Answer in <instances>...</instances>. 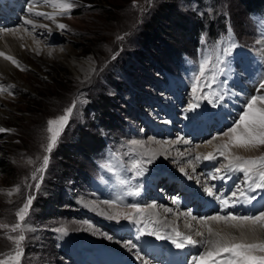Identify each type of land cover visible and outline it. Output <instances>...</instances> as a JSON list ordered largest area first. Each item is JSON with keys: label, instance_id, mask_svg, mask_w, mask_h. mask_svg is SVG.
Here are the masks:
<instances>
[{"label": "rangeland", "instance_id": "obj_1", "mask_svg": "<svg viewBox=\"0 0 264 264\" xmlns=\"http://www.w3.org/2000/svg\"><path fill=\"white\" fill-rule=\"evenodd\" d=\"M6 1L10 7L6 9L7 14L0 13V38L4 40L6 35H11L5 30L15 29L16 37L23 40L25 53H14L19 68L15 66L11 72L0 69V85H14L9 89L12 95L0 92V111L4 115L0 123L10 129L0 133V224L9 225L0 229V259L15 254L14 241L8 237L18 236L19 231L11 232L10 226L19 222L15 213L32 196L26 220L30 231L24 233L26 239L21 245L22 264H118V254H121L120 260L126 261L130 256L133 262H141L136 258L139 251L128 248L130 253L125 255L116 249V244L130 240L139 250L140 237L157 239L155 234H148L154 233L148 223L155 227L161 223L157 217L138 218L139 213L129 205L136 204L141 210H150L155 205L166 211L168 205L163 207L162 202L171 203L177 188L172 184L164 192L161 191L163 183L153 182L152 189L158 192L155 196L159 199L144 196L142 189L146 190V186L143 185L152 178L150 164L143 165L146 171L139 177L132 171L125 172L124 168L133 159H151L157 147L170 142L187 140L194 148L205 144L211 147L212 143L218 148L224 144L222 133L234 126V119L229 117L227 123L223 122L216 115L215 106L203 98L206 93L210 98L211 91H218L215 86L211 90L204 87L211 75L207 69L216 62L217 56L228 62L226 74L229 75L218 79L230 77L231 86L227 87L224 101L217 104L225 103L222 107L226 116L237 113L239 107L238 119L254 93L264 95V89L258 88V83L264 81V0H76V7L63 16H56L55 23L34 14L55 11L47 7L45 0H35L32 4L29 0H13L14 4ZM159 11L167 12L161 23L163 27H155V32L151 29V38L145 39V32L150 34L147 29L159 18ZM26 19L36 23V27L25 24ZM59 23L67 28L59 29ZM121 36L124 39H117ZM24 38L32 40V46L28 47ZM232 43L237 47L227 57L223 56V49ZM206 57L211 63L205 65V75L197 80ZM254 85L256 91H261L260 95L253 93ZM178 86L185 93L182 100L176 92ZM196 100L207 117H196L192 110L187 111L195 102L188 103ZM72 102L76 107L57 145L50 154L45 153L42 144L46 145L51 135L47 132V122L62 115ZM165 106L169 107L166 112ZM182 106H187L185 111L179 109ZM192 121H195L194 127L202 128H195L200 131L195 139L188 137L194 129L189 127ZM154 125L162 133L156 134ZM98 136L105 140L102 144L98 142L102 145L98 151L82 147ZM132 140L140 143L133 145ZM234 148H230L231 154ZM186 149L184 144H171L167 152L173 154L162 160L152 159L151 165L158 171L170 172L169 178L174 179L182 174L180 169L190 160V156H184ZM252 149L256 153L240 157L257 160L264 157V146ZM133 152L135 157L130 155ZM45 154L50 156L49 166L43 173L37 172L34 180L32 174L42 165ZM214 154L216 160L200 161L191 153L202 176L205 171L217 176L211 182L213 186L219 175L229 176L223 170L227 161L217 151ZM217 167L222 169L219 174L215 172ZM236 173L232 176L236 177ZM184 176L191 180V186L205 188L200 186L196 173ZM123 178H130V183L122 186L119 181ZM232 181L231 193L237 191V185L243 189L241 179ZM37 183L39 189L35 188ZM181 184L187 186L182 179ZM137 186L141 190L139 196L127 194ZM117 198L118 203L113 207L119 208L117 212L130 214V219H108L116 212L109 210L105 214L96 209L107 205L103 201ZM193 206L192 202L179 209L190 212ZM219 212L222 214L219 210L210 214ZM225 212L248 215L242 207ZM191 214L201 217L199 213ZM57 228H65L66 232H58ZM131 229L138 233L135 238ZM164 234L157 239L162 249L175 246L172 237ZM91 240L96 243L95 249L84 246ZM98 245L105 246V255L97 250ZM141 251L146 254L143 248ZM161 254L154 253L151 259L159 260ZM81 258L84 263L79 262Z\"/></svg>", "mask_w": 264, "mask_h": 264}, {"label": "snow or ice", "instance_id": "obj_2", "mask_svg": "<svg viewBox=\"0 0 264 264\" xmlns=\"http://www.w3.org/2000/svg\"><path fill=\"white\" fill-rule=\"evenodd\" d=\"M45 3L52 6L55 11L52 13L37 11L34 14L36 16L44 17L48 20L56 22V16H63L76 7V0H45ZM31 12L32 10L29 9ZM25 24H31L35 28L36 25L30 19L25 20ZM39 27L47 28V25H39ZM57 27L61 30L67 28L63 23L57 24ZM7 33H12L15 35V29L5 30ZM231 31V30H229ZM117 39H124V37H117ZM258 41L257 43H259ZM39 44V41H36ZM23 47V45H21ZM237 45L235 43L230 44L228 47L224 48L222 55L227 57L231 54V51L235 49ZM51 49H49V55H51ZM0 57H3L5 61H10L17 68L20 67L19 62L11 55H7L4 51H0ZM115 59V57H113ZM211 63L209 58L201 63L199 68V75L196 77L197 80L201 76L205 75L206 69L205 65ZM228 62L224 59H221L219 56L216 57V62L212 67L207 69L209 72L210 78L206 79L204 82V87L211 90L214 86L219 89V91H211L210 98L206 93L204 99L208 100V103L216 106L220 101L224 100L223 86L227 83L225 80H219V76L226 75V68H228ZM23 70V69H21ZM14 85H8L7 87L0 85V92H8L9 95L12 93L9 91L10 88ZM260 88L264 89V81H261ZM76 107L75 102H72L71 106L64 110V113L58 118L51 119L47 122V132L50 133V137L47 139L46 145L42 144L44 152L50 154L53 151V148L57 145L58 139L61 136V133L65 126L68 124L70 117L73 114V111ZM232 127H229L227 131L223 132L222 135L228 137V141L223 145L217 148V153L220 157H223L227 163L223 165V170L226 172L239 171L245 177V184L247 185V191L241 189L239 185L236 186L237 191L231 193V201L228 198L221 197L214 191V186H206L204 191L208 196L214 197L219 200L220 203L227 209L229 207H235L237 203L243 199L247 203H251L255 199V196L248 195V192L255 191L258 188H264V157L257 159H243L240 156L233 155L230 152L231 147L237 148H256L258 146H264V95L251 96L245 103V109L242 111V114L237 120L233 121ZM10 131L4 127H0V133ZM182 139V138H181ZM215 139V137L213 138ZM180 142V141H177ZM211 141H209L210 143ZM140 141L132 140L131 144H139ZM183 143L188 144L189 141L183 140ZM48 154L43 155L42 165L35 169L32 174V179H37L36 173H43L47 170L50 162V156ZM131 156L135 157V153H130ZM205 160H216L217 155L213 153H208L203 157ZM196 160H200V156L195 157ZM28 163H32V160H29ZM153 163L152 159H147L141 161L140 159H133L130 166L125 167L124 171L134 172L135 177L142 176L146 171V168L143 167L144 164ZM188 163L191 165L192 161L189 160ZM109 171H112V168L109 167ZM195 169L193 168V171ZM181 172H185L183 168L180 169ZM217 174L222 172L220 167L215 169ZM187 175V173H185ZM191 178V177H189ZM216 175H211L206 177V180L216 179ZM219 178L223 179V176ZM40 179H43V176H40ZM119 183L124 186L130 183V178L120 179ZM255 186V187H253ZM36 189L40 188V184L35 185ZM19 189H17L18 191ZM140 187L137 186L135 190H129L128 195L139 196ZM239 193V195L237 194ZM11 195V192L8 193ZM34 197H27L26 203L19 208L15 213L18 221L10 226L11 232L16 233L19 231V235L12 237L9 236L8 239L14 241L15 244V254L8 256L6 259H0V264H22V257L24 255L23 248L21 247L22 242L25 241L26 236L25 232L30 231V228L27 226L26 220L29 216L30 207L33 203ZM118 199L105 200L104 204L115 206L118 203ZM175 202V201H174ZM129 207L140 212L141 208L136 204H131ZM150 207H155L151 205ZM166 211H171V209H166ZM192 217L193 220H199L201 226L207 229V238L202 241L193 240L191 236H182L180 232H176V236L179 238L172 239V243L175 244L177 248H184L186 245L193 246L197 244L206 245V250L202 253L197 254L192 257L194 264H264V209L260 210L258 213L246 215L241 214L237 215L232 212H225L224 214H216L205 217H196L192 216L191 213H187ZM121 217L123 219H130L131 215L128 213L116 212L115 215H109L108 219L119 220ZM208 221H225L230 223V227L239 232V237L233 235L231 232H227L224 235H221L219 232H214L211 227L208 226ZM139 223V221H136ZM9 228L8 224H0V229ZM56 231L65 233V228H57ZM149 235L155 233L149 232ZM157 239H161L158 234ZM197 236H204V232L197 231ZM109 240L113 239L112 236H107ZM119 243V241H118ZM126 245L135 248L136 245L132 241H124ZM225 254H229L227 259H223ZM137 259H142L137 253ZM143 264H147V261H144Z\"/></svg>", "mask_w": 264, "mask_h": 264}, {"label": "bare ground", "instance_id": "obj_3", "mask_svg": "<svg viewBox=\"0 0 264 264\" xmlns=\"http://www.w3.org/2000/svg\"><path fill=\"white\" fill-rule=\"evenodd\" d=\"M34 1L35 0H29V3L32 4ZM49 6L50 5L48 4L47 7H49ZM49 9L55 10L52 6H50ZM6 11L7 10H3L0 13L1 14L3 12L6 13ZM35 25H36V23H35ZM16 36H17V34L14 36L11 33V35H6V38L4 40H2L0 38V50L4 51L7 55L13 56L14 58L16 57L14 55L15 52L19 51L20 53H25L22 50V46H21L22 45L21 41H23V40L18 39ZM24 41L28 45V47L32 46V43H33L32 40H27L26 38H24ZM4 62L5 63H3V57L2 58L0 57V69H1V71L11 72L10 70H13L15 65H13L10 61H5L4 60ZM252 90H253V93H254V91H256L255 85L252 87ZM176 92L178 93V96L180 97V100H182L185 93L183 94V91L180 90L179 86L176 89ZM256 92L257 93L259 92L258 95H260V93H261V91H259V90H257ZM175 93H173V94H175ZM262 94H264V93H262ZM230 95L233 96L232 94H230ZM198 101L196 100V101H191L190 103H188V105H189L192 102H195V104L192 105L193 106L192 109L187 110V111L191 112V110H192V114L196 115V117L204 116V113L201 112L202 110H201V108L199 106V103H196ZM178 104H180V103H178ZM222 104L224 105L225 103H221V104L217 105V109H216L217 110V114L220 115V117H222V121L223 122L225 121V123H227L229 121V117L231 119L237 120L236 118L238 117L239 112H240L239 107H237L238 108L237 109L238 110L237 113L235 112V114L232 115V116H230V114H229V116H226L225 115V109L222 107ZM170 105H172V104H170ZM205 105H207V104L205 103ZM224 107H227V106H224ZM163 108H164L163 111L166 112L169 107L166 108V106H165ZM181 108L185 111L187 106L185 108H184V106H182L179 109H181ZM234 116H236V117L234 118ZM3 117H4L3 112L0 111V121L4 120ZM196 117H194V118H196ZM186 119L187 118H185V120ZM189 120H191V119H189ZM231 124H232V122H231ZM0 126L2 127L1 123H0ZM197 130L195 129V131H197ZM153 131L156 132V134L157 133H162L161 131L160 132L158 131V128H157L156 125L153 126ZM188 137H192L193 139H195V136H192V135L188 136ZM228 139H229L228 137H225L223 135L221 136V140L224 143L227 142L226 140H228ZM171 144H172V146L173 145L175 146L177 144L186 145L187 149H186V152H185L186 154L184 156H187V155L190 156L189 159L192 161V164L190 165L188 163L189 160H187L188 164L183 166V169H185V172H182V174H178V177L176 175V177L174 178L177 181H175L172 178H169L168 174H170V172L165 171V170L164 171H158L157 168H153V166L150 164L149 165L150 166L149 173H150V176L152 177L151 180L153 182H155V183H158V184L159 183H161V184L163 183L164 189H163V187L159 188V191H160V189H163L161 191L165 192V190H168L169 188H171V186L175 185L174 187L177 188V191L179 190V188L182 187L185 190L187 189L188 192H186V195L181 196L180 199L172 197L171 198V203L170 202H166V201L164 203L162 202L163 207L164 206L166 207V205H168V209H171V211H163V210L161 211V210H159L158 206H155V207H151L150 210L144 209V210H141L140 212H138L140 216H137V217L140 218V219L153 220L155 217H157L156 219L161 223L160 226L162 228L164 227L163 229H161L160 226L159 227H155L152 223H148V225L151 227V230L155 233V235L156 234L160 235L162 233L164 234L166 232L168 236L172 237L171 239H177L178 240L179 238L176 236V232H180L182 236H191L193 240H197V241H202L205 238H207V235H208L207 234V229L201 226V222L197 221V220H193L191 216L186 215L187 213H190L187 209L186 210L185 209L184 210L179 209V208H182L180 206L183 203L184 199L187 200L189 198V197H187V193L188 194L191 193L192 194V198H195L197 200L199 199L200 201H204V204L202 205V208H201V210H203V211L201 212L200 215L198 214L201 217H204L207 214H209L208 216H211L212 214H210V213H214L217 210L222 211V214H224L225 211H229V208L231 209L230 211H233L235 208H240V207H242L243 210H245V212L248 213V215L254 214V213H258V211H256L254 208H256V206L258 205L257 202L260 201V200L258 201V198H260V195L262 194V192H257L256 190L252 191V192H248V195L255 196V199L252 200L251 203H247L243 199H241V201L236 204V206H238V207L235 206L234 208L233 207H229V208L226 209L220 203L219 200L215 199L214 197H210V196L206 195L205 194L206 192L204 191V188L198 189L194 185L191 186V180L186 179V177L184 176V175H186L185 173H187V176H188V174L190 175V173L191 174L192 173H196V176H197L196 178H198L197 181L199 183L201 181V183H200L201 187H206V186H209V185L213 184L211 182L214 181L215 179L214 180H206V177L214 175L213 172H209L208 173V172L205 171L203 173V176H202L201 175V170L199 171V168H198L199 164L196 163V161L192 157L193 154L191 155V153L194 152L196 154V156L199 155L200 156V161H202V160L204 161L205 160L203 158L204 156H206L210 152L213 153V154L216 152L215 150H216L217 147L215 146V144L212 143L211 147L206 146V144L203 145V146L196 145L195 148H194V147H191L190 143L185 144V143H183L182 140H180V142H177V141L170 142L166 146L157 147L151 153V156H152L151 159H153V160H155V159L156 160L157 159L158 160H162L165 157H167V155L170 156L171 154H173L172 152H170V153L167 152L168 149L170 148ZM233 150H234L233 154L237 155V156H240V155H246V156L247 155H251L255 151V149H252V148L245 149V148H236V147ZM254 153H256V152H254ZM205 161H207V160H205ZM193 168L195 169L194 171H193ZM154 169H156L157 172ZM224 171L226 173V170H224ZM234 172L236 173V171H234ZM159 173H161L160 176H159ZM232 174H233V172H229V177H231ZM240 174H241V176H240ZM220 176H223V174L218 176V181H217L218 185L224 184V183H228V182H226L227 180L224 179L225 176H223L224 177L223 179L219 178ZM227 177L228 176H226V178ZM181 179L184 182H186L187 186L181 184ZM236 179H241V184L243 185V189L245 191H247V186H246V184L244 182L245 181L244 180V176H243V174L241 172L238 171L236 173ZM171 180H173L172 183H170ZM149 182H146V184L143 185L144 187L146 186L145 187L146 190L142 189V195H144V196L145 195H147V196L153 195L154 197H156L155 193H158V192L154 191L152 189V185L149 184ZM217 183L215 185H217ZM211 186H213V185H211ZM217 194L220 195L221 197L228 198L230 201L232 199L231 193L227 194L225 191H218ZM157 199H159V198H157ZM262 199H264V197ZM96 209L98 211H101L102 213L109 214V210L113 211L115 213V212H117V210L119 208H116V207H113V206H109V205H104V206L101 205V206H96ZM179 210H182V211H179ZM147 212H148V214H147ZM217 214H221V213L219 212ZM213 215H216V214H213ZM192 216H194V215H192ZM157 220H156V223H157ZM208 226L211 227L214 232H219L221 235H224L227 232H231L233 235H236L237 237H239V232L237 230H235V229H232L230 227V223L229 222H225V221H208ZM198 230L204 232V236L203 237L196 235V232ZM133 233H135V232L133 231ZM261 238H264V237H261ZM159 242L160 241L157 240L156 238H150V239H146L145 238L144 242H143V240L140 242L141 246L139 245V247H140L139 250H138V246H136L134 248L135 250L139 251V256L142 258L141 262H139L138 260L133 262L134 259L132 257H130V256L127 257L129 262H127L128 260L125 261V258L123 260L121 259L122 260V262H121V260H120V255L121 254H118L117 255L118 259L117 258H115V259H117V262H119L118 264H143L144 261H147V264H160L161 262H159V260L153 261L151 259L152 256H153L152 255L153 254V250H159L161 248V246L159 245L160 244ZM95 244H96L95 241L91 240V242H89L88 245H84V244L83 245L87 246V247L89 246L88 248H90V249H95V246H96ZM169 247H170V250H167V252H166V262L168 261L167 258L173 259V258H175V254L174 253L180 252L178 254V257H180L178 259V263L179 264H186L185 260L189 257L188 254L194 253L195 256H196L197 254L202 253V252H204L206 250V245H203V244H197V245H193V246L186 245L184 248H177V247H173V246H169ZM98 248H97V250L99 252H101L102 255H105V253L107 251L105 249V246L98 245ZM128 248L132 249L131 246L128 245V247H127L126 244H120L119 246H118V244H116V249H119L120 251L125 253V255L130 253V250ZM141 248H143L146 251V254L141 251ZM136 254L135 255L130 254V255L131 256H136ZM142 255H144V256H142ZM111 256H112V254H111ZM107 257H105V259L109 260V258H107ZM81 259L82 260L81 261L79 260V261L80 262L83 261L82 263H84V259L83 258H81ZM223 259H227V258H223ZM183 261H185V263ZM85 262H86V260H85ZM86 263H84V264H86ZM187 264H189V262ZM196 264H198V262H196Z\"/></svg>", "mask_w": 264, "mask_h": 264}, {"label": "trees", "instance_id": "obj_4", "mask_svg": "<svg viewBox=\"0 0 264 264\" xmlns=\"http://www.w3.org/2000/svg\"><path fill=\"white\" fill-rule=\"evenodd\" d=\"M166 14H167V12L164 13V12L159 11V14H158L159 18H158V20L156 22H154L155 24L154 23L152 24V27L150 29H147L148 30L147 32H149L150 34H148V33L146 34V32H145V39H150L151 38L150 36L153 33V32H151V29H152V31H154L155 30V27H156V29L157 28H160L161 29L163 27L161 25V23H163L164 19L166 18ZM103 140L104 139H101V137L98 136L97 139L96 138L95 139H92L91 142H87L86 144L83 143V146L82 147L83 148H87L88 151L91 148H93L94 151H98L102 147L101 144L103 143ZM98 142H101L100 146L98 145ZM98 146H99V148H98Z\"/></svg>", "mask_w": 264, "mask_h": 264}]
</instances>
